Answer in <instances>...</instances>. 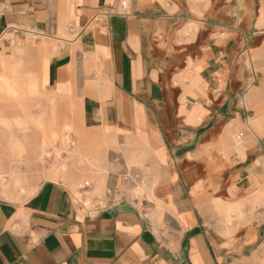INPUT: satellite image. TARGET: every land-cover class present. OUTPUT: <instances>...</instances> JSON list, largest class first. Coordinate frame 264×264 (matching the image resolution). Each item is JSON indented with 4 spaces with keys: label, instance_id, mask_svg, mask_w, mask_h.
I'll return each mask as SVG.
<instances>
[{
    "label": "crops",
    "instance_id": "0c3cea01",
    "mask_svg": "<svg viewBox=\"0 0 264 264\" xmlns=\"http://www.w3.org/2000/svg\"><path fill=\"white\" fill-rule=\"evenodd\" d=\"M232 2L218 10L227 11V20L189 41L181 9L140 8L134 1L124 17L117 13L119 0H0V32L13 25L41 37L76 36L42 48L51 53L42 65L43 88L57 98L77 97L84 126L129 152L109 151L108 187L122 183L118 171L136 153L146 157L145 166L129 167L152 191L139 204L86 206L64 183L45 181L25 201L0 198V264L240 260L207 225L192 195L206 171L204 151L225 138L232 144V131L247 124L251 112L244 102L254 94L247 56L254 0ZM256 25L264 26V0ZM253 126L263 131L264 121L255 118ZM104 157L98 149L93 163L101 166ZM32 164L42 166V159ZM103 183L99 179L95 190Z\"/></svg>",
    "mask_w": 264,
    "mask_h": 264
},
{
    "label": "rangeland",
    "instance_id": "374dc122",
    "mask_svg": "<svg viewBox=\"0 0 264 264\" xmlns=\"http://www.w3.org/2000/svg\"><path fill=\"white\" fill-rule=\"evenodd\" d=\"M128 1L131 7L134 1H139L140 8L159 5L170 13L184 10L183 31L189 41L200 30L227 20V11L218 10L233 4V0ZM262 7L263 0H254L255 27L247 51L253 74L250 88L254 94L250 102L243 101L251 110L247 124L232 131V144L225 138L204 151L206 171L198 176L199 185L192 191L207 225L222 245L235 247L240 259L235 264L264 262V127L260 131L253 126L255 118L264 121V26L256 25ZM68 26L66 20L63 28ZM72 37L63 31L39 39L25 34L24 39L0 49V137L4 142H0L1 199L22 202L43 182L56 181L64 183L74 199L86 206H92V202L104 206L108 201L109 151L129 152H123L117 142L106 141L84 126L77 97L57 98L43 88L42 65L45 66L44 57L51 53L42 48L63 44L76 36ZM3 57L5 61H1ZM241 132L244 136H240ZM100 148L105 153L101 166L93 163V156ZM39 157L44 166L32 164ZM138 157L136 153L127 156L128 166L144 168L146 157ZM53 169L58 171V177L61 172L66 177H48ZM99 179L103 180V187L95 190ZM86 181L91 185L82 189ZM71 182L82 195L76 194ZM151 192L144 177L143 183L133 191L141 200ZM255 255L260 262L255 261Z\"/></svg>",
    "mask_w": 264,
    "mask_h": 264
},
{
    "label": "built area",
    "instance_id": "2783aa9c",
    "mask_svg": "<svg viewBox=\"0 0 264 264\" xmlns=\"http://www.w3.org/2000/svg\"><path fill=\"white\" fill-rule=\"evenodd\" d=\"M117 13L121 16L131 15V4L128 0H119L117 5ZM2 15V9H0V17ZM25 34L32 35L35 39H39L43 34L32 30H27L18 26H8L0 32V49L11 46L15 43L18 36ZM243 136V132L240 133ZM114 162L119 163V158L115 157ZM122 176V183L120 185L107 188L106 196L110 202L127 201L131 204H139L144 201L140 199L138 194H134V189L138 188L143 183V176L134 168L124 165L120 171ZM117 175V172H116ZM91 184L87 182L82 186V189H86Z\"/></svg>",
    "mask_w": 264,
    "mask_h": 264
},
{
    "label": "bare ground",
    "instance_id": "6f19581e",
    "mask_svg": "<svg viewBox=\"0 0 264 264\" xmlns=\"http://www.w3.org/2000/svg\"><path fill=\"white\" fill-rule=\"evenodd\" d=\"M51 173L54 174V175L57 176V177L59 176L58 171H57L56 169L51 170ZM86 182H87L88 184H91L90 181H86ZM86 182H85V183H86ZM82 186H83V185H81V188H82Z\"/></svg>",
    "mask_w": 264,
    "mask_h": 264
}]
</instances>
